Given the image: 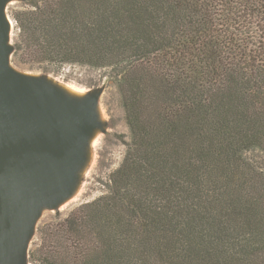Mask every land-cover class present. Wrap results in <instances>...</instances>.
<instances>
[{"label": "trees", "instance_id": "16d2710c", "mask_svg": "<svg viewBox=\"0 0 264 264\" xmlns=\"http://www.w3.org/2000/svg\"><path fill=\"white\" fill-rule=\"evenodd\" d=\"M13 63L103 72L130 141L31 264H264V0H23ZM34 243V242H33Z\"/></svg>", "mask_w": 264, "mask_h": 264}, {"label": "water", "instance_id": "95a60500", "mask_svg": "<svg viewBox=\"0 0 264 264\" xmlns=\"http://www.w3.org/2000/svg\"><path fill=\"white\" fill-rule=\"evenodd\" d=\"M12 1L0 0V264H30L44 211L80 186L105 124L102 90L74 95L46 74L15 66Z\"/></svg>", "mask_w": 264, "mask_h": 264}, {"label": "rangeland", "instance_id": "374dc122", "mask_svg": "<svg viewBox=\"0 0 264 264\" xmlns=\"http://www.w3.org/2000/svg\"><path fill=\"white\" fill-rule=\"evenodd\" d=\"M20 2L12 1L8 5V11L19 6ZM22 70L27 69L22 68ZM27 71L34 74H46L62 85H69L79 90L83 93L81 95L102 90L100 112L105 127L99 131L95 142L91 144V156L87 167L82 172L79 192L64 206L45 210L39 221V224L44 225L48 221L57 220L59 214L60 218L64 217L77 205L97 198L108 189L107 181L110 172L120 165L125 156L127 144L130 141V129L118 86L107 76L102 77L101 70L80 65H64L49 73H44L40 69ZM38 244H41V241L37 235L32 239L30 247H36Z\"/></svg>", "mask_w": 264, "mask_h": 264}, {"label": "bare ground", "instance_id": "6f19581e", "mask_svg": "<svg viewBox=\"0 0 264 264\" xmlns=\"http://www.w3.org/2000/svg\"><path fill=\"white\" fill-rule=\"evenodd\" d=\"M61 85H62V84H61ZM63 87H64L67 91H69L70 93H72V94H74V95H81V94H83V93H81L79 90H76L75 88H73V87H71V86H69V85H63ZM81 96H82V95H81ZM98 133H99V132H98ZM98 135H99V134H96V136H95V137L93 138V140H92V143L95 142V140H96V138H97ZM78 192H79V186L77 187L75 193H74L69 199H67L65 202H63L60 206H64L65 204L69 203L72 199H74V197L78 194Z\"/></svg>", "mask_w": 264, "mask_h": 264}]
</instances>
